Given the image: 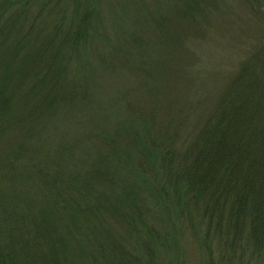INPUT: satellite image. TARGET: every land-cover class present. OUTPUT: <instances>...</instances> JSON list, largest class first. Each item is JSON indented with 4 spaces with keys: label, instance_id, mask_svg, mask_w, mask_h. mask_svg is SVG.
Masks as SVG:
<instances>
[{
    "label": "trees",
    "instance_id": "obj_1",
    "mask_svg": "<svg viewBox=\"0 0 264 264\" xmlns=\"http://www.w3.org/2000/svg\"><path fill=\"white\" fill-rule=\"evenodd\" d=\"M33 1L0 0L1 37L17 35V44L27 45L10 54L0 41V182L33 178L30 185L38 187L42 201H29L26 209H0V264H159L160 247L175 229L177 247L184 224L198 237L209 264H264V0H255L262 15L257 27L234 38L242 57L214 99L209 101L212 89L188 97L185 110L168 103L178 110L171 123L157 105L170 77L166 69L165 80L150 73L159 82L148 76L155 85L151 103L141 89L125 88L118 94L126 100L125 119L108 125L107 113L96 114L94 127L85 124L88 145L82 149L88 155L71 162L88 169L72 173L54 169L57 163L41 153L46 145L39 143L40 130L30 136V114L72 63L83 68L99 14L89 1L52 0L48 12ZM175 13L176 31L174 24H165L166 58L169 63L175 55L195 59L190 68L201 71L206 61L196 53V35L203 36L209 24L215 29L217 17H210L203 0H190ZM38 19L43 23L37 27ZM30 38L37 46H31ZM216 44L220 48L223 43ZM119 59L114 54L103 62L113 69ZM57 67L64 74L60 70L54 77ZM200 75L193 85L205 77ZM80 88L88 98L89 88ZM80 88L61 92L58 102L66 103L67 93L77 94ZM109 106L105 103L104 109ZM190 119L192 131L179 133ZM0 190L1 200V185Z\"/></svg>",
    "mask_w": 264,
    "mask_h": 264
},
{
    "label": "rangeland",
    "instance_id": "obj_2",
    "mask_svg": "<svg viewBox=\"0 0 264 264\" xmlns=\"http://www.w3.org/2000/svg\"><path fill=\"white\" fill-rule=\"evenodd\" d=\"M86 1L94 6L99 16L93 20L96 32L95 42L88 57L83 59V68L77 69V63L74 62L68 70L65 69L63 80H58L57 87L51 90L49 97L45 96L44 101L41 102L42 105L38 104L39 107L30 114V136L32 137L35 131L40 130L39 143L46 145L41 153L49 154L50 159L57 163L58 167L54 169H60L67 173H72L77 168L84 171L88 169L76 167L74 163L88 155L82 149V146L87 147L88 145V141L83 137L87 133L85 124L94 127L91 121L93 116L96 120V114L98 117H105L104 115L107 113L106 115H109L110 119L108 125L126 118L127 115H124L125 111L128 112L124 108L126 100L118 97L120 90L132 87L137 88L138 92L141 89L140 94L143 95L146 103L153 101L149 95L150 93L154 94L155 85L153 80L150 79L152 82L148 80V76L154 79L156 85L159 82L154 76L149 75L150 73H154L156 76L160 74L161 80H165L163 74L166 69L165 72L170 77L167 90L157 97L159 98L157 105L160 106L159 112L163 111L160 116L171 123L176 122L178 110H172L174 107L168 103L174 102L176 108L185 110L186 106L184 105H189L191 102V98L188 100V97L200 96L212 89L215 91H212L209 101L214 99L218 89L231 77L235 69L231 66L234 65V62H239L242 57V51L234 44V38L241 36L243 34L241 31L248 27L255 29L258 19L262 17L255 0H203L210 17L214 15L217 20L214 23L215 29L211 28V24H209L210 29L203 36L196 35V41L192 40L197 45V55H201L206 61V66L200 64L202 76L206 73L205 77L200 78L199 82L193 85L192 82L201 76V71L193 66L190 68L189 62L194 63L195 59L184 58L177 54L178 58L175 55L169 63V59L166 58L168 52L163 41V37L167 33L166 22L169 27L174 24L173 32L176 31V24H178L176 9L181 5L185 6L190 0L182 2L179 0H75L83 5ZM67 2L68 5H71V1ZM34 3L44 6L45 12H48L52 6L48 5L52 4V0H36ZM70 11L71 8L68 7L66 14H69ZM41 18L45 22L51 23L49 22L50 18L44 15ZM21 23L29 24V20L21 19ZM42 23L43 21L38 19L36 26L38 27ZM209 23H213V21L209 19ZM14 36L4 38L0 35V41L3 42L1 48L11 51L10 54H19L27 45L17 44L18 39ZM96 39H98L97 43ZM29 40H31V46H37L35 41H32L31 38ZM217 42L223 43L220 48L217 47ZM97 50L100 51L97 52ZM114 54L120 58V61H115L114 68L110 69L104 65L103 58L105 61L106 59L110 60V58H114ZM157 63H160L161 67L156 66ZM177 63L182 65V68H186L187 72H182L181 69L177 70ZM1 64L9 65V60H3ZM56 69V72L53 73L54 77L59 75L60 70H62L60 75L64 74V68L57 67ZM5 74L7 77L9 76L7 69H5ZM202 79L204 82L199 85ZM51 82V87H53L55 81L52 79ZM80 86L89 88L88 98L82 94ZM71 87L76 90L80 89L77 94L67 93L66 103L58 102L61 92H68ZM178 98L182 105L176 100ZM105 103L110 105L109 108L104 109ZM98 104L102 105V108H96ZM58 105H64V107L59 108ZM210 105L211 102H208L207 108ZM191 120L178 128L179 133L187 129L192 131ZM58 153H61L62 157L60 162H58ZM71 160L75 162H71ZM84 161H89V159L84 158ZM20 169L27 171L28 168ZM35 181L33 178H29L26 179V182H0L3 191L0 200L2 212L7 209H26L27 202L42 201L38 197V187L30 185ZM174 226L176 228V224ZM179 233L177 235L178 246L176 247L175 229L171 237L168 236L167 244L160 247L157 262L159 261V264H209L205 249L199 246L198 237H193V232L186 224L180 228ZM173 254L176 256V261H174Z\"/></svg>",
    "mask_w": 264,
    "mask_h": 264
}]
</instances>
